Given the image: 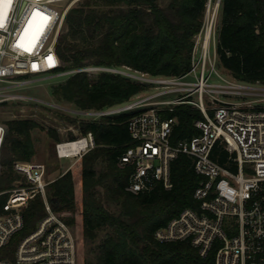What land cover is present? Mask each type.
<instances>
[{
	"label": "trees",
	"instance_id": "16d2710c",
	"mask_svg": "<svg viewBox=\"0 0 264 264\" xmlns=\"http://www.w3.org/2000/svg\"><path fill=\"white\" fill-rule=\"evenodd\" d=\"M209 0H83L66 17L57 51L62 70L87 66L128 67L150 77H179L192 69L196 37L205 25ZM220 23L216 53L220 66L238 80L264 82V0H219ZM152 84L110 71L72 72L52 88L60 101L82 110H102L134 100ZM132 111L82 121L80 132L93 133L95 146L81 157L80 193L71 169L48 185V198L56 211L80 209L83 234L92 240L107 230L94 262L86 264H214L215 250L203 258L190 240L159 241L155 232L187 207H198L194 191L201 180L194 159L180 153L172 162L174 186L157 185L134 194L127 189L129 170L120 168V156L133 144L128 119ZM177 118L172 143L200 133L195 122L204 118L190 103L163 111ZM1 153L0 190L18 178L14 162L29 161L36 153L33 118L6 121ZM50 136L59 140L56 129ZM76 137H71L70 140ZM60 142V141H58ZM228 152L217 146L213 157L224 163ZM104 163L103 169L98 164ZM4 198L0 200L3 201ZM111 204L119 207L115 211ZM46 214L41 196L24 209V227L0 249V258L13 261L19 241L31 233ZM71 225V220L66 219Z\"/></svg>",
	"mask_w": 264,
	"mask_h": 264
},
{
	"label": "built area",
	"instance_id": "2783aa9c",
	"mask_svg": "<svg viewBox=\"0 0 264 264\" xmlns=\"http://www.w3.org/2000/svg\"><path fill=\"white\" fill-rule=\"evenodd\" d=\"M82 1L0 0V82L9 84L0 87L2 100H28L29 96L5 89L30 83L34 77L68 73L61 69L57 43L69 11ZM198 36L188 73L154 79L161 91L93 114L132 111L128 129L133 144L120 156L118 166L129 170L127 189L134 194L150 192L157 185L171 189L172 162L180 153L193 157L201 176L194 191L198 207L182 210L155 232L156 239L190 240L203 258L215 250L214 264H264V82L221 73L217 53H211L206 36L199 48ZM77 70L132 77L128 67L87 66L72 71ZM148 80L154 82L140 81ZM167 94L176 96L160 98ZM186 102L204 115L195 122L200 133L174 144L171 135L177 118L163 116V111ZM7 131L6 123L0 121V159ZM83 139L84 148L70 156L61 154L62 145ZM94 146L93 133L88 132L57 143L56 150L61 158H81ZM217 146L228 152L223 164L213 157ZM13 166L19 177L11 188L0 190V200L4 198L0 202V249L24 227V209L32 199L43 198L46 214L19 241L15 259L0 258V264H78L77 242L64 218L66 211H56L48 198L46 164L18 160ZM1 167L0 162V173Z\"/></svg>",
	"mask_w": 264,
	"mask_h": 264
},
{
	"label": "rangeland",
	"instance_id": "374dc122",
	"mask_svg": "<svg viewBox=\"0 0 264 264\" xmlns=\"http://www.w3.org/2000/svg\"><path fill=\"white\" fill-rule=\"evenodd\" d=\"M170 0H159L162 6H167ZM220 3L219 0H209L205 27L201 34L198 36L199 48H201L204 42L205 36L208 30L211 29L209 36L211 53L216 52V30L220 23ZM218 59V58H217ZM217 68L225 75L228 72L223 69L218 60ZM68 73L63 76L55 77H34L30 83L17 85L11 88L5 89V91H12L18 94L29 96L28 100H2L0 97V121L6 123L7 120L14 118H33L40 124V127L36 128L33 132V137L36 145V153L29 161L43 162L47 166L46 179L53 181L67 170L71 169L74 174V180L76 183V191L80 193L79 179L81 172V158L79 157H67L61 158L56 150L58 141H68L71 137H80V125L82 121L99 119L93 112L97 110H82L78 109L73 103L67 101L57 100L52 93V88L64 82L69 75L73 72L67 70ZM131 76L138 80L157 79L159 77H150L148 75H142L133 73L127 70ZM98 72H89V75L95 76ZM129 76V75H128ZM188 79H192L191 76ZM152 85L145 91L141 92L134 100L144 98L149 95H153L162 90L160 83L150 82ZM9 84L0 82V87H6ZM175 94H167L160 96V98H173ZM197 98V95L196 97ZM151 106H146L148 109ZM84 111V112H83ZM89 112V113H88ZM56 129L59 140L50 136V129ZM104 163L98 164V169H103ZM111 207L118 211L119 207L115 204H111ZM65 219L71 220V227L77 242V258L78 264H86V262H94L97 255V247L105 236L107 230H100L98 236L95 239L85 237L83 234L80 209L77 206L75 211L66 210Z\"/></svg>",
	"mask_w": 264,
	"mask_h": 264
},
{
	"label": "bare ground",
	"instance_id": "6f19581e",
	"mask_svg": "<svg viewBox=\"0 0 264 264\" xmlns=\"http://www.w3.org/2000/svg\"><path fill=\"white\" fill-rule=\"evenodd\" d=\"M209 32L210 30H208V33L206 35V40H205L206 45L208 44V41H209V35H210ZM85 142H86L85 139H83L80 142H71V143L62 145L60 152L63 156H70L72 153L78 152V149L84 148Z\"/></svg>",
	"mask_w": 264,
	"mask_h": 264
},
{
	"label": "snow or ice",
	"instance_id": "6c2138e0",
	"mask_svg": "<svg viewBox=\"0 0 264 264\" xmlns=\"http://www.w3.org/2000/svg\"><path fill=\"white\" fill-rule=\"evenodd\" d=\"M45 19H47V18H45ZM17 47H24V45H22V44H18ZM24 50H25V51H30V48L25 47ZM47 59H48L50 62L52 61V57H51V56H49Z\"/></svg>",
	"mask_w": 264,
	"mask_h": 264
},
{
	"label": "crops",
	"instance_id": "0c3cea01",
	"mask_svg": "<svg viewBox=\"0 0 264 264\" xmlns=\"http://www.w3.org/2000/svg\"><path fill=\"white\" fill-rule=\"evenodd\" d=\"M216 42H217V39H216Z\"/></svg>",
	"mask_w": 264,
	"mask_h": 264
},
{
	"label": "water",
	"instance_id": "95a60500",
	"mask_svg": "<svg viewBox=\"0 0 264 264\" xmlns=\"http://www.w3.org/2000/svg\"><path fill=\"white\" fill-rule=\"evenodd\" d=\"M84 112V111H83Z\"/></svg>",
	"mask_w": 264,
	"mask_h": 264
}]
</instances>
